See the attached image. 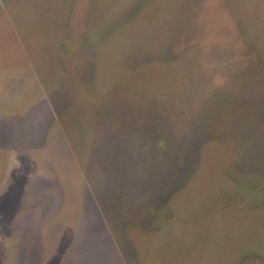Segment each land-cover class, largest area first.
<instances>
[{"label": "rangeland", "instance_id": "rangeland-1", "mask_svg": "<svg viewBox=\"0 0 264 264\" xmlns=\"http://www.w3.org/2000/svg\"><path fill=\"white\" fill-rule=\"evenodd\" d=\"M0 264H264V0H0Z\"/></svg>", "mask_w": 264, "mask_h": 264}]
</instances>
